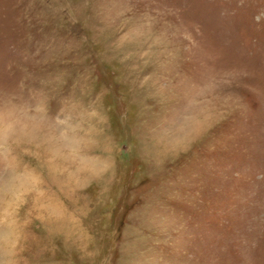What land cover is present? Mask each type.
<instances>
[{
  "label": "rangeland",
  "instance_id": "obj_1",
  "mask_svg": "<svg viewBox=\"0 0 264 264\" xmlns=\"http://www.w3.org/2000/svg\"><path fill=\"white\" fill-rule=\"evenodd\" d=\"M0 264H264V0H0Z\"/></svg>",
  "mask_w": 264,
  "mask_h": 264
}]
</instances>
